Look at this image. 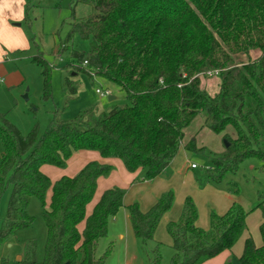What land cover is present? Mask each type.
<instances>
[{"label":"trees","instance_id":"1","mask_svg":"<svg viewBox=\"0 0 264 264\" xmlns=\"http://www.w3.org/2000/svg\"><path fill=\"white\" fill-rule=\"evenodd\" d=\"M79 2L93 5L96 13L76 19L66 43L79 34L90 41V49H72L68 65L74 75L82 71L114 82L129 103L110 111L94 105L71 120L56 109L43 132L36 124L27 134L0 112V201L11 187L0 241L32 224L28 207L34 196L43 204L47 226L44 259L37 260L31 240L19 264H104L112 249L98 256L97 248L122 207L135 236L144 245L155 240L163 216L173 206L172 190L143 210L137 201L125 206L126 188L114 185L88 212L99 179L114 169L110 159L122 161L129 173L144 170L143 179L153 180L185 148L209 159L207 168L215 183L249 157L264 161V0ZM33 61L43 65L48 98L51 66L42 55ZM215 70L220 85L211 95L202 77ZM68 85L70 93L78 92L73 77ZM198 117L204 118L202 126L223 133L229 145L214 151L199 145L196 135L187 137L186 129ZM82 150L99 156L75 175L52 181L43 171L44 165L67 168ZM258 200L262 244L248 235L242 264H264V194ZM247 216V209L233 202L224 213L212 211L210 226L204 228L198 224L196 203L187 196L179 218L166 225L175 250L170 264H203L231 251L247 231ZM161 259L154 248L150 264H161Z\"/></svg>","mask_w":264,"mask_h":264},{"label":"rangeland","instance_id":"2","mask_svg":"<svg viewBox=\"0 0 264 264\" xmlns=\"http://www.w3.org/2000/svg\"><path fill=\"white\" fill-rule=\"evenodd\" d=\"M22 3L23 9L20 5ZM19 9L23 12L21 17L17 16ZM95 13L93 5L76 3V0H22L21 2L20 0H9L8 2L0 0V55L3 53L0 59V79H3L0 82V112L6 113L8 119L24 134L29 133L36 124L43 132L56 109L62 110L63 118L71 120L84 109L94 105L111 110L112 107H124L129 103L125 92L114 82L99 75L90 76L82 71L74 75L73 68L68 65L72 49L78 51L90 49V41L83 39L79 34H75L70 42L66 43L74 21ZM4 19L15 30L22 32V35L19 36L14 31L9 32V29L4 27ZM15 45L19 47H14ZM38 55H42L51 66L48 98L44 97L43 65L33 61V58ZM88 70L93 74L92 69L88 68ZM71 77L74 79V85L78 87L76 94L70 93L69 90L68 80ZM219 85L220 78L216 75L202 77V86L211 95L219 91ZM97 89L110 90L115 99L109 100V95H101ZM203 123L204 118L198 117L186 129L187 137L196 135L199 145L207 146L214 151L223 150L225 144L223 133L217 134L209 127L202 126ZM2 151L0 138V153ZM186 151L188 152L186 156L177 154L173 163L159 176V188L174 192V202L170 212L175 213L177 207L182 210L185 198L191 196L198 207V224L201 226L205 224V227H209L211 212L222 210L220 204L222 196L225 194L234 196V199H237V202L246 207L248 211L247 232L231 251L226 250L203 264H242L240 256L246 236H252L257 245L262 244L260 233L262 210L255 207L259 201V194H264V161L257 157H249L240 163L235 172L227 171L222 181L215 183L207 168L210 165L209 159L200 153ZM98 156V153L94 151L82 150L73 155L67 168L44 165L43 171L52 181H55L65 174L75 175L88 161ZM108 161L114 169L108 177L99 179L97 191L93 202L88 206V212L91 211L94 202L98 200L102 192L114 185L126 188V200L137 201L143 206L147 205V196L145 197L143 188L133 186L135 182L144 180L145 171L129 173L122 161L118 159ZM182 162L189 166L197 163L199 167L189 168L190 170L186 166L182 167L185 173L189 171L188 178H184L181 174H177L176 170ZM192 174H195L193 183L188 181L194 179L191 177ZM186 183L189 184L186 185ZM207 187L222 194L213 195L212 190ZM10 193L11 187L0 201V228L6 214ZM50 194L51 189L47 194L48 202ZM43 209L41 200L38 197H32L28 211L34 217L33 222L29 227L22 228L0 241V264H19L31 240L35 244L37 260L44 259L47 226L42 214ZM125 210V207H122L111 218L108 235L101 239L98 245V256H102L109 247L112 249L104 264H150L149 258L153 256V249L156 247L162 257L161 264H170L175 250L166 240L169 238L166 228L163 229L162 235L160 232L155 240L144 245L135 236L131 225H127ZM119 231L124 233L125 239L118 236ZM127 242L129 258H127Z\"/></svg>","mask_w":264,"mask_h":264},{"label":"crops","instance_id":"3","mask_svg":"<svg viewBox=\"0 0 264 264\" xmlns=\"http://www.w3.org/2000/svg\"><path fill=\"white\" fill-rule=\"evenodd\" d=\"M6 2H8L9 0H5ZM22 0H20V2H21ZM21 5V8L23 9V3L22 4H20ZM19 11V13H18V17H21L22 15H23V12H22V10H18ZM3 22L5 23V28H7V29H9V32H12V31H14V33H17L19 36H20V34L22 35V32H18L17 30H15L10 24H9V22L6 20V19H4L3 20ZM17 35V36H18ZM14 47H19V45H15ZM15 49V48H14ZM2 55V56H1ZM0 55V59H2V57H3V53ZM3 80V79H2ZM0 82H2V81H0ZM187 149H185V148H181L180 149V151H179V153H180V155L181 156H186L187 154L186 153H188L187 151H186ZM178 153V154H179ZM174 161V160H173ZM173 161L171 162V164L173 163ZM170 164V165H171ZM169 165V166H170ZM184 166H186V168L187 169H189V168H191V169H196V168H192L191 167V164H190V166L188 165V164H184L183 162H182V164H180L179 165V167H176V170H177V174H181V176H183L184 178H188V173H189V171L188 172H184V169L182 168V167H184ZM198 168V167H197ZM190 170V169H189ZM183 174V175H182ZM191 177H193L194 179H189L188 181L189 182H191V183H193V181H195V174H192V176ZM159 177H157V178H155V179H153V180H142V181H140V182H138V183H134L133 184V186H134V188H137V187H139V188H143L142 189V191L144 190V192H145V197L147 196V202H148V204L147 205H141V207H142V209L143 210H147V209H149L156 201H157V199L159 198V196L161 195V193L162 192H164V191H166L167 189H160L159 188ZM189 183H186V185H188ZM160 189V190H159ZM207 189H210V190H212V194L213 195H221L222 193H220L219 191H217V190H215V189H213V188H211V187H207ZM137 190H140V189H137ZM225 194V193H224ZM127 198H126V195H125V197H124V204H125V206H127V205H129V204H131V203H133L132 201H128V200H126ZM233 202H237V199H234V196H232V195H228V194H225V195H223L222 196V201H221V208H222V210L219 212V213H224V212H226L228 209H229V207L232 205V203ZM246 208V207H245ZM125 209H126V207H125ZM170 211H168L164 216H163V218H162V220H161V222H160V224H159V226H158V229H157V232H156V235H155V239H156V237H158V235H160V232H161V235H162V231H163V229L164 228H166V225H167V223L170 221V220H176V219H178L179 218V216H180V213H181V209L180 208H176V210H175V213H174V211L172 212V214H171V212L169 213ZM125 219H126V223H127V225H130V221H129V216H128V211H127V209L125 210ZM201 226V225H200ZM201 227H204V228H209V227H205V224L204 225H202ZM247 232V231H246ZM118 236L121 238V239H125L126 237H125V235H124V233H122V231H119V233H118ZM248 236V235H247ZM246 236V237H247ZM167 241H168V243L169 244H171L172 243V240H171V237L169 236V238L168 239H166ZM127 253H128V256H127V254H126V256H127V258H129V244H128V242H127ZM213 259V258H212ZM209 260H211V259H209ZM209 260H207V261H209ZM205 263V262H204Z\"/></svg>","mask_w":264,"mask_h":264},{"label":"built area","instance_id":"4","mask_svg":"<svg viewBox=\"0 0 264 264\" xmlns=\"http://www.w3.org/2000/svg\"><path fill=\"white\" fill-rule=\"evenodd\" d=\"M218 73H219V71H217V70H215V71H208L207 72V75L208 76H217L218 75ZM0 81H2V79H0ZM97 92L99 93V94H101V95H105V96H107V95H111V91L110 90H106V91H103V90H101V89H97ZM199 165L197 164V163H192L191 164V167L192 168H197Z\"/></svg>","mask_w":264,"mask_h":264},{"label":"water","instance_id":"5","mask_svg":"<svg viewBox=\"0 0 264 264\" xmlns=\"http://www.w3.org/2000/svg\"><path fill=\"white\" fill-rule=\"evenodd\" d=\"M25 97H27V96H25ZM113 99H115V97L112 96V95H110V96H109V100H113ZM108 111H110V110H108ZM225 144H226V145H229V144L227 143V141H225Z\"/></svg>","mask_w":264,"mask_h":264}]
</instances>
